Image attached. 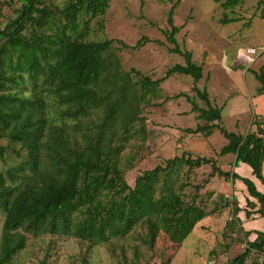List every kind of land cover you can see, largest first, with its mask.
<instances>
[{
  "label": "trees",
  "instance_id": "trees-1",
  "mask_svg": "<svg viewBox=\"0 0 264 264\" xmlns=\"http://www.w3.org/2000/svg\"><path fill=\"white\" fill-rule=\"evenodd\" d=\"M214 1L227 10L243 0ZM109 5L110 0H70L53 8L44 0H22L17 16L0 27V139L16 144L11 151L19 159L0 171V264H12L30 235L74 236L96 247L141 227L146 231L142 242L152 251L161 236L180 246L212 214L201 202V186L194 187L192 197L186 192L192 186L189 175L206 165L212 169L209 179L244 183L256 200H247L246 218H264V192L250 178L225 172L205 156H175L165 166L142 172L134 186L127 183L121 155L133 140L144 139V108L174 75L191 77L194 91L207 105L197 106L186 94L176 96L187 97L192 112L208 123L186 132L210 136L218 128L228 141L219 155L233 154L235 167L250 166L263 186L264 126L253 118L256 129L241 135L221 125L224 108L213 107L208 91L197 87L204 78L203 66L178 44L177 4L163 35L173 46L170 52L182 56L185 64L174 65L158 79L134 68L125 70L118 55L121 49H141L150 42L148 37L133 46L116 39H89L90 24L105 17ZM99 24L104 30V22ZM256 79L259 94H264L263 67ZM3 151L0 147V158ZM132 160H125L126 168L132 167ZM241 211L238 204L233 207L230 228L242 222ZM240 231L245 249L228 264H264V232ZM252 233L257 237L249 241Z\"/></svg>",
  "mask_w": 264,
  "mask_h": 264
},
{
  "label": "rangeland",
  "instance_id": "rangeland-1",
  "mask_svg": "<svg viewBox=\"0 0 264 264\" xmlns=\"http://www.w3.org/2000/svg\"><path fill=\"white\" fill-rule=\"evenodd\" d=\"M44 1L55 8L63 7L70 0ZM259 1L243 0L226 10L214 0H110L105 17L90 24L89 39H116L133 46L143 36L148 37L150 42L141 49H121L118 55L125 70L134 68L153 79L161 78L174 65L185 64L182 56L170 52L173 46L163 35L169 29L168 14L177 4L174 22L181 27L178 44L192 51L194 61L204 68V78L197 87L208 91L213 107L224 108L221 125L225 129L246 135L256 129L253 118H259L264 126V94H259L260 84L256 79V73L264 68V2L259 5ZM21 5L22 0H0V27L17 16ZM224 17L239 21L225 24ZM101 20L104 30L100 29ZM246 53L248 58H243ZM194 85L191 77L177 74L161 84L157 96H151L143 111L144 139L133 140L121 155L120 166L130 186L135 185L142 172L165 166L168 159L182 154L194 158L205 156L214 159L225 172L236 171L233 154L219 155L228 141L218 128L210 136L186 132L189 128L208 125L198 118V113L192 112V103L187 97L176 98L186 94L197 106L206 109ZM14 146L0 139V147L4 149L0 171L19 161L12 156ZM130 156L132 167L128 169L125 160ZM241 165L239 172L247 173L250 166ZM262 170L264 175V162ZM211 171V166L206 165L189 175L192 186L186 189L187 194L194 196V187L201 186V202L212 214L180 246L161 236L152 251L142 242L146 231L141 227L124 238L96 247L74 236L49 234L35 238L30 235L26 249L12 264H228L245 249L246 240L240 231L242 222L233 229L228 226L233 207L238 204L241 216L246 219L250 195L239 180L219 176L209 179ZM186 177L184 173L183 180ZM255 180L257 187L264 190L259 180ZM3 221L0 210V240ZM263 223L264 218H259L250 228L258 229Z\"/></svg>",
  "mask_w": 264,
  "mask_h": 264
},
{
  "label": "crops",
  "instance_id": "crops-1",
  "mask_svg": "<svg viewBox=\"0 0 264 264\" xmlns=\"http://www.w3.org/2000/svg\"><path fill=\"white\" fill-rule=\"evenodd\" d=\"M242 164V163H241ZM240 164V166L239 167H236V171H235V173H237L238 175H240V176H242V177H246V178H250L255 184H256V186L258 185L257 184V182H256V180H255V176H253V174H252V169L250 170H247V173H244V174H242L243 172H239V170H240V167L242 166ZM244 184V183H243ZM259 184H261L260 182H259ZM261 186H263L262 184H261ZM246 187V186H245ZM258 188V187H257ZM246 189V188H245ZM259 189V188H258ZM263 189H264V186H263ZM247 190V189H246ZM260 190V189H259ZM261 192H263L264 190H260ZM249 199L251 200V201H254V202H256V200L255 199H253L252 197H249ZM253 199V200H252ZM240 214V213H239ZM245 217H246V215H245ZM239 218L241 219V221H242V229L244 230V231H246V232H252V231H261V232H264V223H263V225H262V227H258V229H256V228H250V226H252V223L253 222H255V221H257L259 218H261L258 214H256V215H253L250 219H243V217L241 216V214L239 215ZM205 221V219L202 221V222H204ZM202 222H200L198 225L200 226L201 224H202ZM249 224H251V225H249ZM198 226V227H199ZM256 234H254V233H252L251 235H250V237L248 238V240L249 241H254L255 239H256Z\"/></svg>",
  "mask_w": 264,
  "mask_h": 264
},
{
  "label": "built area",
  "instance_id": "built-area-1",
  "mask_svg": "<svg viewBox=\"0 0 264 264\" xmlns=\"http://www.w3.org/2000/svg\"><path fill=\"white\" fill-rule=\"evenodd\" d=\"M248 56H249L248 54H244V55H243V58H245V57L248 58ZM249 58H250V57H249Z\"/></svg>",
  "mask_w": 264,
  "mask_h": 264
},
{
  "label": "bare ground",
  "instance_id": "bare-ground-1",
  "mask_svg": "<svg viewBox=\"0 0 264 264\" xmlns=\"http://www.w3.org/2000/svg\"><path fill=\"white\" fill-rule=\"evenodd\" d=\"M247 54V53H246Z\"/></svg>",
  "mask_w": 264,
  "mask_h": 264
}]
</instances>
